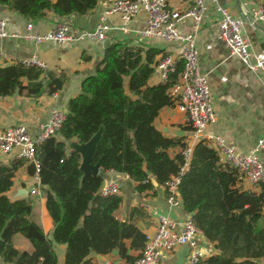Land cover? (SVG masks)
<instances>
[{
  "label": "trees",
  "instance_id": "obj_1",
  "mask_svg": "<svg viewBox=\"0 0 264 264\" xmlns=\"http://www.w3.org/2000/svg\"><path fill=\"white\" fill-rule=\"evenodd\" d=\"M98 0H0L28 21H38L52 12L58 17L83 16L95 8ZM162 50L134 47L128 40L108 44L94 73L80 83L79 94L68 101V112L56 136L37 148L38 171L22 159L0 166V264H57L53 244L41 227L29 220L28 198L10 199L17 172L27 167L37 175L43 189L44 206L53 224L55 245L66 247L63 264H87L89 256L108 255L116 251L132 264L137 257L128 252L142 251L145 236L131 221L115 217L122 198L100 196L105 183L102 176H88L82 181L80 155L66 151V143L88 142L100 130L92 152L91 164L102 173L126 175L135 183V191L163 185L182 164L176 147L182 150L185 139L165 137L153 122L161 109L175 107L168 90L177 83L183 69L182 60L164 82L148 85ZM45 71L22 62L0 67V98L19 95L54 94L59 80L42 77ZM153 181V182H152ZM238 171L220 162L218 152L198 142L190 164L181 176L178 195L183 211L192 216L203 237L214 244L217 255L205 264H258L264 257V228L256 226L264 217V186L258 193L240 186ZM22 236L30 251L14 247L12 238Z\"/></svg>",
  "mask_w": 264,
  "mask_h": 264
},
{
  "label": "crops",
  "instance_id": "obj_2",
  "mask_svg": "<svg viewBox=\"0 0 264 264\" xmlns=\"http://www.w3.org/2000/svg\"><path fill=\"white\" fill-rule=\"evenodd\" d=\"M49 1L56 2V0ZM112 1L98 0L95 8L83 16L73 14L58 17L49 12L38 21H28L0 5V15L5 21L7 34L5 38L0 39V67L35 57L45 66L43 68L45 71L42 77L43 83L46 84L49 78L57 79L61 83L60 88L52 95L43 93L33 97L13 95L0 98V129L21 125L33 134L37 126L47 120L53 108L67 113L68 101L79 94L80 83L94 73L96 65L102 58L104 48L113 41L128 40L132 46L143 50L157 48L162 50L163 54L171 56L175 63L181 61L180 45L140 35V31L146 25L147 17L144 12L133 17L126 24L128 28L126 33L120 30L122 21L118 15H107L105 23L110 27V31L104 42L70 41L64 44L52 42L36 44L27 38V35L43 34L65 21L72 24L70 35L73 37L77 36L80 31L93 30L100 23L101 15L109 9ZM204 1L207 10L201 20V28L195 39V46L198 51L199 70L208 81L215 111V121L209 126L207 134L221 137L236 154L249 153L256 148L259 140H263V145L256 151V155L264 164V71L249 70L236 56L228 52L218 39L217 20L219 14L209 0ZM254 1L264 6V0ZM167 3L172 9L182 11L189 7L190 0H167ZM220 5L227 8L231 14L239 15L235 0H220ZM248 9L246 7V10ZM28 23L31 24L30 30L26 29ZM191 23V19H183L178 24L179 32L186 33ZM258 25L261 29L245 25L243 31L251 39L254 49L264 51V24L258 23ZM161 57L162 55H159L157 60ZM158 75V72L155 71L148 80V85L161 83ZM48 76L50 77L48 78ZM153 125L165 137L172 139L187 141L191 132L186 124L185 114L177 106L161 109ZM210 147L214 149L212 145ZM179 151L180 148L176 147L169 153L174 156ZM14 159L13 154L4 156L0 154V166L8 165ZM103 179L105 183L115 181L119 185L118 196L122 198V202L115 212V217L121 221H131L144 235L152 234L156 226V216L168 210L163 186L153 183L152 190L138 193L134 189L135 183L124 174L105 172ZM240 186L256 193L260 191L259 187H250L244 181ZM33 187L39 191V195L29 193ZM43 189L45 187L40 185L39 179L35 175L30 176L27 167L24 166L18 171L8 196L13 200L29 199V196H35L38 206L36 211L39 212L35 218L42 222L45 220L43 211L47 214ZM170 212L171 217L178 222L183 221L189 215L183 211L182 205ZM47 223L45 224L51 227V224L49 226ZM256 226L264 228V217L257 220ZM198 241L204 253L203 261L218 254L214 244L206 240L203 235L198 238ZM12 242L18 250H31L30 245L19 235L13 236ZM16 242H20L23 247H20L21 245ZM53 249L58 258L57 264H63L66 247L54 245ZM128 253L133 257L139 255V251L129 250ZM188 255L189 248L187 247L163 252L160 264H186ZM89 259L100 264H130L121 259L116 251L108 255L91 254ZM257 263L264 264V257L258 259Z\"/></svg>",
  "mask_w": 264,
  "mask_h": 264
},
{
  "label": "built area",
  "instance_id": "obj_3",
  "mask_svg": "<svg viewBox=\"0 0 264 264\" xmlns=\"http://www.w3.org/2000/svg\"><path fill=\"white\" fill-rule=\"evenodd\" d=\"M219 14L217 20L218 39L240 62L251 71H264V51L254 49L252 41L243 31L245 25L254 28L255 24H264V6L254 0H240L241 10L251 22L245 23L239 15L220 5V0H209ZM246 7L249 9L246 10ZM207 6L204 0H190L185 10L172 9L167 0H113L109 9L100 17V23L93 30L80 31L77 36L70 35L72 24L68 21L59 23L47 32L35 36L27 35L28 39L36 44L52 42L64 44L70 41L104 42L107 39L110 27L105 23L109 14L118 15L122 21L120 30L128 32L126 24L139 13L146 14V25L140 31L145 38L161 39L181 46L180 59L183 69L176 84L168 90V96L175 101V105L185 114L186 124L190 128V136L185 141L186 146L180 150L182 164L175 175L162 185L165 191L167 212L156 216L155 230L152 234H145L142 251L132 264H160L163 252H171L179 247L189 248L186 264H202L204 253L199 245L198 238L202 236L191 215L178 222L171 217V210L181 206L178 195V185L181 176L189 167L192 151L198 142L213 146L218 152L220 162L236 169L243 180L250 187L264 186V164L258 159L256 151L263 145L259 140L256 148L247 154H236L232 147L227 146L219 136L207 134L209 126L215 121V111L209 91L206 76L201 74L198 65V51L195 39L200 31L202 18ZM185 18L192 23L188 31L181 34L178 24ZM31 29V24L26 25ZM7 36L5 21L0 15V39ZM26 66L45 68L44 64L35 57L22 62ZM175 68L174 59L163 56L155 65V71L161 82L167 79ZM67 113L53 108L47 120L40 123L36 131L31 134L25 126H13L0 129V154H13L15 159H22L26 164H32L38 171L36 158L37 148L50 137L56 136ZM71 142L66 143V151L70 152ZM37 177V175L35 174ZM38 178V177H37ZM119 185L115 181L104 183L98 190L100 196L106 197L119 194ZM31 195H39L36 188H31ZM37 264H41L38 262ZM87 264H100L90 261ZM109 264V263H102Z\"/></svg>",
  "mask_w": 264,
  "mask_h": 264
},
{
  "label": "water",
  "instance_id": "obj_4",
  "mask_svg": "<svg viewBox=\"0 0 264 264\" xmlns=\"http://www.w3.org/2000/svg\"><path fill=\"white\" fill-rule=\"evenodd\" d=\"M235 3L238 8L239 16L243 19L245 23L249 24L251 20L246 14L242 12L240 7V0H235ZM253 25L256 28L261 29L258 24L253 23ZM100 133L101 130L86 143L78 144L74 142L70 144V148L80 155L81 161L79 169L83 173L82 181H84L88 176H102L104 178V173L100 171L99 167L97 165L91 164L92 152L100 136Z\"/></svg>",
  "mask_w": 264,
  "mask_h": 264
},
{
  "label": "rangeland",
  "instance_id": "obj_5",
  "mask_svg": "<svg viewBox=\"0 0 264 264\" xmlns=\"http://www.w3.org/2000/svg\"><path fill=\"white\" fill-rule=\"evenodd\" d=\"M76 143V142H75ZM18 173V172H17ZM17 175V174H16ZM16 175H15V178H16ZM15 178H14V180H15ZM8 195V194H7ZM43 196H44V194H43ZM9 197V196H8ZM29 201H30V204H31V208H32V211H31V213L32 214H30V216H29V220H31V221H33V222H35V223H38L40 226H41V228L43 229V232H44V234H45V237H46V239L47 240H49L52 244H53V246L55 245L54 243H53V238H52V232H53V224H52V222H51V220H50V218H49V216L45 213V211H43V216H44V221H42V222H40L39 220H37L36 218H35V216L37 215V213L39 214V212L38 211H36L37 210V198L35 197V196H29ZM48 222V223H47ZM45 223H47V224H49V226H50V224H51V227H48ZM20 236V235H19ZM21 238H23L22 236H20ZM23 240H25L24 238H23ZM27 242V241H26ZM18 245H21L20 244V242H16ZM27 244L29 245V243L27 242ZM20 247H23L22 245L20 246ZM20 251H23V250H20ZM28 251V250H27Z\"/></svg>",
  "mask_w": 264,
  "mask_h": 264
}]
</instances>
